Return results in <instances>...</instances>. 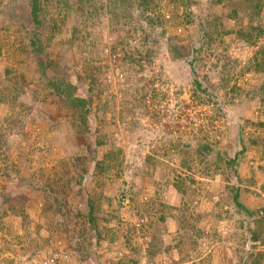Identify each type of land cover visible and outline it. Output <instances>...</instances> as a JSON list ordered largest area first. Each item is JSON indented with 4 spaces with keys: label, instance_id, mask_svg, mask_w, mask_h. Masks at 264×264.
I'll use <instances>...</instances> for the list:
<instances>
[{
    "label": "rangeland",
    "instance_id": "rangeland-1",
    "mask_svg": "<svg viewBox=\"0 0 264 264\" xmlns=\"http://www.w3.org/2000/svg\"><path fill=\"white\" fill-rule=\"evenodd\" d=\"M251 1L40 0L35 20L31 0H0V264H264V71L251 62L264 0ZM60 73L90 96L89 130L50 92ZM214 115L212 168L186 171L201 232L159 221L161 201L181 202L173 142L197 147ZM152 238L169 249L150 254Z\"/></svg>",
    "mask_w": 264,
    "mask_h": 264
},
{
    "label": "trees",
    "instance_id": "trees-1",
    "mask_svg": "<svg viewBox=\"0 0 264 264\" xmlns=\"http://www.w3.org/2000/svg\"><path fill=\"white\" fill-rule=\"evenodd\" d=\"M254 1V0H252ZM251 1V2H252ZM148 2L149 0H142V6L144 7V9H147L148 7ZM40 0H31V13L32 16L35 20H38V12L41 8L40 6ZM145 19L148 21H153L154 18H152V16H145ZM236 30V29H235ZM237 35H239L240 38H242V36L245 35V33L243 32L242 29H237ZM254 66L256 67V69L259 70H263L264 71V47H262L260 50H258L254 57L253 60L251 61ZM10 68L6 70L5 74H7L8 76L10 75ZM78 78H81L80 75H77ZM1 82V80H0ZM49 85H50V92L53 93L55 96L59 99L58 101L60 103L65 104L66 107H69L73 110V115H78L76 121L83 127L86 128V130L90 129L89 123H88V112H86V109L88 108L87 106H89L90 103V96H82L81 94H79V90L80 88L78 87L77 83L74 81V79L70 78L68 75H64V74H58L56 75L54 78L50 79L49 81ZM202 88V84L200 82H197L196 88L193 90L192 92V100H194V98L197 101H192L191 105L196 104L198 101V103H203L204 100L200 97V95L198 94V90ZM93 88L89 89V92H92ZM258 91H260V93H262L264 95V83L259 87ZM10 92H8L9 94ZM11 99L16 100L17 97L16 95H10ZM1 97V96H0ZM264 98V97H263ZM215 120H216V116H210L209 117V121L208 123H206V125H202L200 126L199 130L197 131V133H201L202 138L199 140V144L197 147H194L188 143V144H184L182 146V143L180 140H177L176 142H173V148H175L176 151L178 152H182L185 155L182 156V160H181V165L183 167V169H185V171H181L178 169H174V171H179L178 173H180V175H177V180H175L174 185L175 188L177 189V191L180 193L181 195V202L178 205L175 206H169L167 205V203H165L164 201H161L162 197V193H160L159 189L157 191V195H158V199L157 200H152V207H156V202L155 201H161L159 203V205H161V207H157L155 210L157 211L158 214V218L159 221H164L167 217V215L169 216H174V217H178L179 219L182 220V226L186 227V228H193L194 231H200L201 232V228H199V225L197 226V224H192V226L189 227V219L191 217H193L192 215H190V206L189 204L192 202V196L194 195L195 190L190 187L189 185H187L185 182L187 181L186 176H189V173H187L186 171H190V169L192 168V164L195 163L196 161L198 162H205L206 165L208 164L209 169H211V165L209 164V155L211 154L212 150H213V142L214 140L212 139L211 133H210V129H214L216 128L215 125ZM260 125H264V121L260 120L259 121ZM190 128V127H189ZM85 130V131H86ZM182 132V130H180ZM190 131H194L193 129H190ZM169 132H171L169 130ZM168 132V133H169ZM2 140V134L0 133V142ZM99 145L102 143L101 141H98ZM261 145L263 146V150H264V138H262V143ZM156 153H158V150L155 151ZM120 153V149H116L113 150L112 152V156H118ZM167 155H169V152H166ZM199 157V158H198ZM153 157H151L150 155L145 159V164L147 165V168H151L150 165L153 164ZM117 159V158H115ZM228 161V158H227ZM230 162H233L234 160H229ZM102 163V162H101ZM161 162L159 160L156 161V163L153 166H156L157 164H160ZM152 169V168H151ZM235 189V195H234V199L235 201L239 204L240 202L238 201L239 198V188H234ZM263 190H264V186H263ZM92 203V202H89ZM152 210V209H151ZM154 210V211H155ZM94 210H93V206H90V211H89V220L92 221L94 224V228L96 229V235L98 236V238L101 236V230H99L97 227V225L95 224V218H94ZM140 224V223H139ZM180 229V227H179ZM163 240L161 238H152L151 240H149V251L150 254L151 253H156V252H160V251H165V249H169L168 246H166L165 248H162V244ZM128 264H136V261L134 259H130Z\"/></svg>",
    "mask_w": 264,
    "mask_h": 264
},
{
    "label": "built area",
    "instance_id": "built-area-1",
    "mask_svg": "<svg viewBox=\"0 0 264 264\" xmlns=\"http://www.w3.org/2000/svg\"><path fill=\"white\" fill-rule=\"evenodd\" d=\"M42 264H58V261L56 259V256H50L48 259L42 262Z\"/></svg>",
    "mask_w": 264,
    "mask_h": 264
},
{
    "label": "clouds",
    "instance_id": "clouds-1",
    "mask_svg": "<svg viewBox=\"0 0 264 264\" xmlns=\"http://www.w3.org/2000/svg\"><path fill=\"white\" fill-rule=\"evenodd\" d=\"M58 261V260H57ZM58 264H59V261H58Z\"/></svg>",
    "mask_w": 264,
    "mask_h": 264
}]
</instances>
